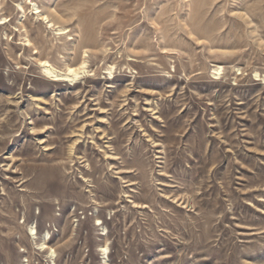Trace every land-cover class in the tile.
Returning a JSON list of instances; mask_svg holds the SVG:
<instances>
[{
	"label": "rangeland",
	"instance_id": "obj_1",
	"mask_svg": "<svg viewBox=\"0 0 264 264\" xmlns=\"http://www.w3.org/2000/svg\"><path fill=\"white\" fill-rule=\"evenodd\" d=\"M0 17V264H264V0Z\"/></svg>",
	"mask_w": 264,
	"mask_h": 264
},
{
	"label": "bare ground",
	"instance_id": "obj_2",
	"mask_svg": "<svg viewBox=\"0 0 264 264\" xmlns=\"http://www.w3.org/2000/svg\"><path fill=\"white\" fill-rule=\"evenodd\" d=\"M19 8H20V10H22L23 12H24V7L23 6H19ZM36 9H37V7H36ZM36 12H38V10L36 11ZM35 12V13H36ZM40 12V11H39ZM45 18V21L46 22H48L49 23V27H53L54 26V24L47 18V17H44ZM48 19V20H47ZM9 20H7V19H4V18H1L0 17V27H2L3 25H5L7 22H8ZM59 31V30H58ZM65 33V31H64V29H60V31H59V34H64ZM29 39V38H28ZM27 39V42H25V43H21L22 45H24V46H29L30 45V43H31V41H29ZM44 62V72L49 76H51L52 78H54V80H58V79H61V78H63L62 77V74H60V73H58V71L56 70V69H54V67H52V65H50V63H49V61H47V60H45V61H43ZM85 64V63H84ZM216 70V72H215V74H219V73H221L220 71H221V69H215ZM113 72V71H112ZM70 74H73L75 77L76 76H78V74H79V71H77L76 69H73V68H71V67H69L68 68V74H66V76L68 77ZM214 74V75H215ZM216 76H218V75H216ZM70 79H72V78H70ZM36 231V230H35ZM35 231H34V228L33 227H31L30 228V232H31V234L33 235L34 233H35ZM47 236V235H46ZM45 238V237H44ZM43 246H44V244H43ZM46 246V245H45ZM41 247V246H40ZM43 249V248H42ZM105 251V250H104Z\"/></svg>",
	"mask_w": 264,
	"mask_h": 264
}]
</instances>
